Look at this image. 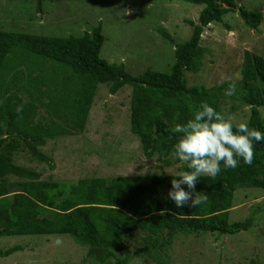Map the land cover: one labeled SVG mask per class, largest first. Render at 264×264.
Here are the masks:
<instances>
[{"label": "trees", "instance_id": "trees-1", "mask_svg": "<svg viewBox=\"0 0 264 264\" xmlns=\"http://www.w3.org/2000/svg\"><path fill=\"white\" fill-rule=\"evenodd\" d=\"M32 1L40 11L44 1L55 0ZM183 1L202 8L196 22L187 20L191 35L175 43L168 72L147 68L133 75L123 63L106 61L99 54L105 38L100 23L79 36L0 29V236L68 234L79 245L103 249L101 261L112 257V249L125 250L117 261L123 264L134 235L142 236V249L150 256L178 233L229 235L254 225L264 204L251 206L243 219L229 221L228 216L237 188L264 189V57L245 49L241 77L233 83L189 85L186 73L198 72L202 65L207 49L201 37L211 22L236 11L246 26L257 29L262 12L245 9L237 0ZM99 83L107 84L111 94L131 86L129 127L144 157L158 154L163 161L187 147L194 160L185 163L182 173L61 182L42 179L14 162L13 152L27 149L52 168L39 147L46 138L84 129ZM23 90L26 101L20 95ZM226 99L249 106L245 124L222 126L219 106ZM209 155L214 162L203 173ZM10 175L19 180L10 183ZM188 193L200 206L199 214L179 204ZM18 249H0V255Z\"/></svg>", "mask_w": 264, "mask_h": 264}, {"label": "rangeland", "instance_id": "rangeland-1", "mask_svg": "<svg viewBox=\"0 0 264 264\" xmlns=\"http://www.w3.org/2000/svg\"><path fill=\"white\" fill-rule=\"evenodd\" d=\"M237 4L262 12L260 25L249 28L236 11H230L221 22L205 27L201 45L207 50L199 71L186 73L189 85L210 87L238 81L245 49L264 57V0H237ZM201 8L183 0H55L44 1L38 11L32 0H0V29L79 36L100 23L105 38L99 54L106 61L123 63L133 75L147 68L168 72L174 61L175 43L190 37L192 26L187 20L196 22ZM164 31L174 38L173 44L164 37ZM23 91L20 95L26 101L29 98ZM130 98V85L111 94L107 84L99 83L84 129L77 134L46 138L39 147L50 157L52 168L27 149L13 152L14 162L38 172L42 179L61 182L97 176L182 173L185 163L194 160L187 147L171 152L164 162L158 154L144 157L139 139L129 127ZM219 108L222 126L245 124L248 120L249 106L239 99L223 100ZM260 111L264 122V108ZM39 117L41 113L36 119ZM207 160L203 173L211 170L214 156L209 155ZM8 180L12 183L19 178L10 175ZM179 201L199 214L200 206L191 193ZM259 204H264V189L237 188L229 221L245 218L250 207ZM144 242L141 235H134L123 264H264V212L248 230L235 234L178 233L169 245L152 250L150 256L142 249ZM16 245L21 249L0 255V264H118L125 253L112 249V257L101 261L103 249L79 245L68 234L0 236L1 250Z\"/></svg>", "mask_w": 264, "mask_h": 264}]
</instances>
